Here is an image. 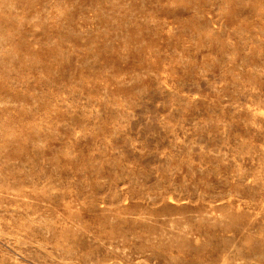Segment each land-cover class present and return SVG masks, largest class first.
I'll return each mask as SVG.
<instances>
[{"label":"rangeland","instance_id":"1","mask_svg":"<svg viewBox=\"0 0 264 264\" xmlns=\"http://www.w3.org/2000/svg\"><path fill=\"white\" fill-rule=\"evenodd\" d=\"M0 264H264V0H0Z\"/></svg>","mask_w":264,"mask_h":264}]
</instances>
